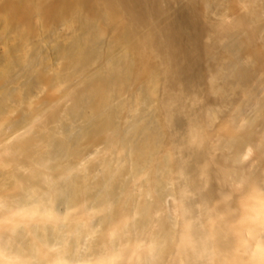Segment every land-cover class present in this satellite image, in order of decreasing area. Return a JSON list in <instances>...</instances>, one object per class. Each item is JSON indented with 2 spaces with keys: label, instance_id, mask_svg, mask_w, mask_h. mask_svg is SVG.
Here are the masks:
<instances>
[{
  "label": "bare ground",
  "instance_id": "6f19581e",
  "mask_svg": "<svg viewBox=\"0 0 264 264\" xmlns=\"http://www.w3.org/2000/svg\"><path fill=\"white\" fill-rule=\"evenodd\" d=\"M125 147L137 170L163 149L194 238L245 264L249 201L264 209V0H0V158L103 167Z\"/></svg>",
  "mask_w": 264,
  "mask_h": 264
},
{
  "label": "clouds",
  "instance_id": "9594fccd",
  "mask_svg": "<svg viewBox=\"0 0 264 264\" xmlns=\"http://www.w3.org/2000/svg\"><path fill=\"white\" fill-rule=\"evenodd\" d=\"M172 162L161 149L137 170L136 150L127 147L103 167L91 151L53 150L27 164L0 158V264H217L215 237L194 238L196 221L175 197ZM246 219L238 251L245 264H258L259 197Z\"/></svg>",
  "mask_w": 264,
  "mask_h": 264
}]
</instances>
